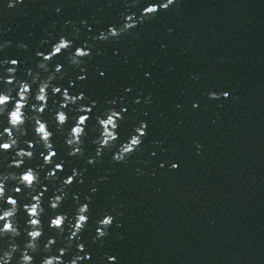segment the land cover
<instances>
[{
    "label": "water",
    "instance_id": "95a60500",
    "mask_svg": "<svg viewBox=\"0 0 264 264\" xmlns=\"http://www.w3.org/2000/svg\"><path fill=\"white\" fill-rule=\"evenodd\" d=\"M10 2L0 0V44L11 41L0 50V62L20 61L19 79H29L26 69L38 70L35 53L49 51L61 35L74 46L91 44L84 72L69 66L67 53L53 62L50 67L60 63L68 73L56 83L68 87L70 77L73 94L83 92L97 102L93 117L113 107L107 100L115 99L118 111L127 109L118 143L140 121L148 125L140 150L127 163L112 160L115 148L88 163L96 151L94 119L84 157L67 156L65 136L56 132L55 148L65 161L60 176L83 172V183L72 185L60 211L73 214V194L81 203L90 197L82 240L92 260L84 264H99L105 253L116 257L115 264H264V0H178L133 34L106 42L92 38L110 25L119 27L121 13L139 17L143 7L160 0H139L128 10L132 0H23L9 8ZM209 92L229 95L211 99ZM51 115L46 112L45 119ZM105 213L121 226L114 224L101 246L93 237ZM51 215L49 210L44 218L41 245L55 235L48 228ZM25 219L21 213L22 228Z\"/></svg>",
    "mask_w": 264,
    "mask_h": 264
},
{
    "label": "clouds",
    "instance_id": "9594fccd",
    "mask_svg": "<svg viewBox=\"0 0 264 264\" xmlns=\"http://www.w3.org/2000/svg\"><path fill=\"white\" fill-rule=\"evenodd\" d=\"M22 2L23 0H11L8 7L15 8ZM138 3L139 0H132V4H125V8L128 10ZM174 5L178 6V0H160L159 3H150L143 7L139 17L134 12L121 13L123 22L119 27L110 25L106 33L101 31L99 37L92 39L106 42L109 39L118 40L123 35H131L140 24L154 19L159 12L168 11ZM56 11L59 12L60 9L57 8ZM81 24L86 22L81 21ZM73 29L74 35L78 36L79 29L75 25ZM45 43L48 41H41V44ZM10 44L11 41H5L0 44V50ZM17 47L27 49L24 43H19ZM92 47L91 44L74 46V40L61 35L49 51L35 53L38 70L26 69L29 79L23 80L17 77L20 61L5 58L0 62L5 71V75L0 76V84L3 85L0 89V117L5 121V126L0 130V163L3 164V170L0 171V241L5 243V247L0 248V264H37L36 257L41 253L39 264H84L85 261L92 260L86 243L82 240V234L88 228L90 220V197L86 196L85 202L81 203L79 196L73 194V201L77 205L73 214L69 216L60 211L72 185L83 183V172L72 169L70 175L60 176V173L64 172L65 161L59 158L55 148L56 132L65 136V145L69 149L67 156L84 157L83 146L88 136L89 121L94 119L93 130L98 132V135L92 140L96 151L95 157L88 160L89 164L100 162L104 153L113 148L116 151L112 160L115 163H127L128 159L140 150L143 139L147 136V122L140 121L134 127L133 134L126 141L118 143L119 128L127 109L118 111L114 107L116 100H107L106 103L113 107H108L93 117L97 102L83 92L73 94V81L70 77L68 87L56 83L68 77V73L60 63L50 67L53 62L67 53L69 66L84 72L87 60L92 58ZM100 75L103 76L104 73L101 72ZM85 78L84 75L78 77L81 81ZM208 95L211 99H220L227 98L229 93L209 92ZM135 102L140 101L137 99ZM148 102L149 100L145 101ZM50 104L54 107L50 108ZM49 111L52 115L45 119L44 114ZM70 122L72 126L66 128ZM29 133L33 137L31 140L27 139ZM199 147L197 144L198 149ZM34 160L40 162L33 166ZM171 168H178V164L173 163ZM49 185L54 187L51 188L52 194L45 201V195L50 191ZM91 191L94 193L96 189ZM18 197L24 202L21 203ZM49 210L54 215L47 216L48 228L54 231L55 235L48 237L41 245L44 238V218ZM21 213L26 217L23 228L20 224ZM117 215L122 213L118 212ZM96 224L98 226L93 242L99 241L101 246L103 239L110 234L112 226H121L109 213H105ZM22 235L25 239L21 245L17 241ZM58 243L64 246L56 248ZM66 256H70V259L65 260ZM115 262V256L105 253L99 264Z\"/></svg>",
    "mask_w": 264,
    "mask_h": 264
}]
</instances>
